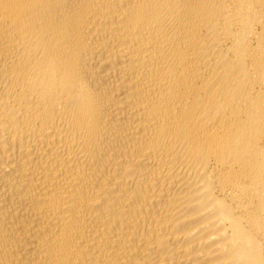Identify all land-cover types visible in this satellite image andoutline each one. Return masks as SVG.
I'll list each match as a JSON object with an SVG mask.
<instances>
[{
  "label": "bare ground",
  "instance_id": "obj_1",
  "mask_svg": "<svg viewBox=\"0 0 264 264\" xmlns=\"http://www.w3.org/2000/svg\"><path fill=\"white\" fill-rule=\"evenodd\" d=\"M0 264H264V0H0Z\"/></svg>",
  "mask_w": 264,
  "mask_h": 264
}]
</instances>
